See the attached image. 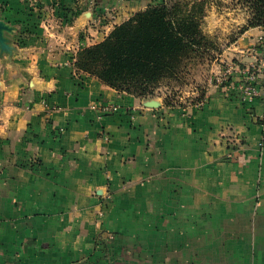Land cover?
<instances>
[{"label": "crops", "instance_id": "crops-1", "mask_svg": "<svg viewBox=\"0 0 264 264\" xmlns=\"http://www.w3.org/2000/svg\"><path fill=\"white\" fill-rule=\"evenodd\" d=\"M152 3L0 0V264H264V106L232 83L260 27L200 108H147L74 67Z\"/></svg>", "mask_w": 264, "mask_h": 264}, {"label": "trees", "instance_id": "trees-1", "mask_svg": "<svg viewBox=\"0 0 264 264\" xmlns=\"http://www.w3.org/2000/svg\"><path fill=\"white\" fill-rule=\"evenodd\" d=\"M247 2L254 11L250 26H263L264 0ZM183 6L176 0H153L114 27L102 42L79 50L74 67L139 99L153 97L166 80L181 82L188 63L201 59L206 51L196 16L184 12Z\"/></svg>", "mask_w": 264, "mask_h": 264}, {"label": "rangeland", "instance_id": "rangeland-1", "mask_svg": "<svg viewBox=\"0 0 264 264\" xmlns=\"http://www.w3.org/2000/svg\"><path fill=\"white\" fill-rule=\"evenodd\" d=\"M176 1L184 4V12L196 16L205 37L206 51L201 59L188 63L181 76V82L166 80L158 86L153 97L144 100H162L168 103L166 107L184 108L200 102L207 78L214 77L216 73L220 76L222 73L219 75V70L230 67L232 61H236L235 53L242 43L239 42L240 37L248 29L257 27L250 26L254 22L251 21L254 11L247 0H216L219 7L217 12L223 16L222 21H205L210 12L206 4L212 0ZM235 5L237 7L233 8Z\"/></svg>", "mask_w": 264, "mask_h": 264}, {"label": "built area", "instance_id": "built-area-1", "mask_svg": "<svg viewBox=\"0 0 264 264\" xmlns=\"http://www.w3.org/2000/svg\"><path fill=\"white\" fill-rule=\"evenodd\" d=\"M254 51L258 53L256 62L246 68L235 71L237 76L232 83L240 102L245 104L258 100L264 106V25L260 27V34L254 44ZM231 75L232 69L228 67L220 76L211 77L209 81L217 86H222L231 80ZM195 106L200 108L203 106V102L200 101ZM98 109L102 114H113L117 110L112 105L99 106Z\"/></svg>", "mask_w": 264, "mask_h": 264}, {"label": "water", "instance_id": "water-1", "mask_svg": "<svg viewBox=\"0 0 264 264\" xmlns=\"http://www.w3.org/2000/svg\"><path fill=\"white\" fill-rule=\"evenodd\" d=\"M12 31L11 27L0 21V49L2 51H8L9 47L6 44V39L4 38V33H10ZM147 108H158L160 106L159 102L156 100H148L144 103Z\"/></svg>", "mask_w": 264, "mask_h": 264}]
</instances>
